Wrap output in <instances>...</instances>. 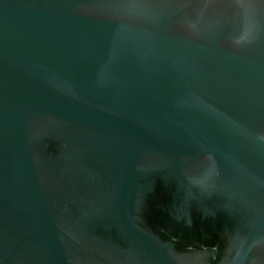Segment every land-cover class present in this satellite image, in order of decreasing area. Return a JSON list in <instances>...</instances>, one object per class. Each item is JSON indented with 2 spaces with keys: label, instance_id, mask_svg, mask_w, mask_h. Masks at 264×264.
<instances>
[{
  "label": "water",
  "instance_id": "95a60500",
  "mask_svg": "<svg viewBox=\"0 0 264 264\" xmlns=\"http://www.w3.org/2000/svg\"><path fill=\"white\" fill-rule=\"evenodd\" d=\"M0 264H264V0H0Z\"/></svg>",
  "mask_w": 264,
  "mask_h": 264
}]
</instances>
